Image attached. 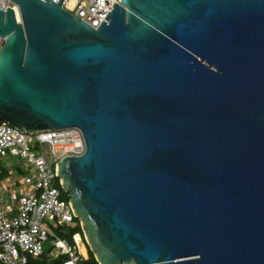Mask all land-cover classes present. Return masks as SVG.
Returning <instances> with one entry per match:
<instances>
[{"label": "water", "instance_id": "95a60500", "mask_svg": "<svg viewBox=\"0 0 264 264\" xmlns=\"http://www.w3.org/2000/svg\"><path fill=\"white\" fill-rule=\"evenodd\" d=\"M0 9V122L79 127L58 162L99 264H264V0H121L98 28Z\"/></svg>", "mask_w": 264, "mask_h": 264}, {"label": "built area", "instance_id": "2783aa9c", "mask_svg": "<svg viewBox=\"0 0 264 264\" xmlns=\"http://www.w3.org/2000/svg\"><path fill=\"white\" fill-rule=\"evenodd\" d=\"M53 1L59 3L60 0ZM116 1L121 2L62 0L61 5L90 26L98 28ZM8 7H13L16 14L19 12L17 4L11 0H0V9ZM4 41L0 36V48ZM36 144L42 153L37 154L32 149ZM45 148L49 152L48 158L43 155ZM85 151L84 135L77 126L31 132L0 122V156L24 158L26 163L23 166L28 170L19 179L12 178L10 185L0 184V264H28L30 257H39L46 251L45 245L51 238L54 254L67 256L62 264H78L80 259L89 257V247L80 232L72 234L75 245H71L54 230L74 226L78 218L69 194L63 190L58 162L66 156H81ZM29 165H33V171ZM79 223L82 228L81 221Z\"/></svg>", "mask_w": 264, "mask_h": 264}, {"label": "rangeland", "instance_id": "374dc122", "mask_svg": "<svg viewBox=\"0 0 264 264\" xmlns=\"http://www.w3.org/2000/svg\"><path fill=\"white\" fill-rule=\"evenodd\" d=\"M35 153L40 154L42 153V151H40V147L38 146V144L35 145V148H32ZM43 155L48 158L49 157V152L46 150V148L43 151ZM26 161L24 158H21L19 156H8V157H1L0 156V184L3 185H10V180L12 178L14 179H19L21 176L25 175L28 173V170L24 169L23 164H25ZM30 166V171L34 170L33 165H29ZM20 183V181L18 182ZM57 186H59L58 182H55ZM80 220L77 218L76 222L78 223ZM51 227H54V225H51ZM77 226H65V227H60V228H54V230L61 235L63 238H65L71 245H75L72 233L74 231V229ZM80 234L84 237L83 235V230L81 229ZM51 241L52 238L49 240L48 243H46L45 245V250H47V252L49 253V250H51L52 252H50L49 254L51 256H56L54 254V250L51 245ZM86 246L89 247V245L86 243ZM84 253H86L84 251Z\"/></svg>", "mask_w": 264, "mask_h": 264}, {"label": "trees", "instance_id": "16d2710c", "mask_svg": "<svg viewBox=\"0 0 264 264\" xmlns=\"http://www.w3.org/2000/svg\"><path fill=\"white\" fill-rule=\"evenodd\" d=\"M74 226H77V227L74 229L73 233L79 232L82 229L79 222L76 223V225ZM49 253L46 250L39 257H36V258L30 257L28 260V264H62L63 261L67 258L65 254H58L56 256H51ZM78 264H99V263L96 260L93 252L89 248V257L87 259L85 258L80 259Z\"/></svg>", "mask_w": 264, "mask_h": 264}, {"label": "bare ground", "instance_id": "6f19581e", "mask_svg": "<svg viewBox=\"0 0 264 264\" xmlns=\"http://www.w3.org/2000/svg\"><path fill=\"white\" fill-rule=\"evenodd\" d=\"M16 17H17V20H20V19H19V12L16 14ZM82 251H83V253H84V251L86 252L85 248H82ZM85 254H86V253H85Z\"/></svg>", "mask_w": 264, "mask_h": 264}]
</instances>
